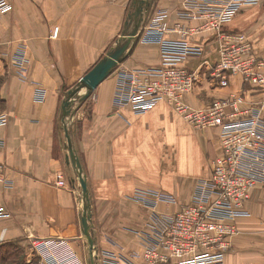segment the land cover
Instances as JSON below:
<instances>
[{
  "label": "crops",
  "instance_id": "1",
  "mask_svg": "<svg viewBox=\"0 0 264 264\" xmlns=\"http://www.w3.org/2000/svg\"><path fill=\"white\" fill-rule=\"evenodd\" d=\"M12 3L13 10L0 20V112L9 116L8 123L0 127V162L13 180L11 188L0 184V204L5 210L0 217V246L12 241L30 243L31 237L59 236L70 240L82 257L86 251L89 258L81 222L83 192L69 158L65 124L62 133L58 127L67 97L63 93L75 88L116 46L125 31L123 19L136 4L134 0ZM182 3L149 0L140 29L165 8L169 28L164 38L179 39L183 27L198 30L202 19L179 18ZM56 27L59 34L53 38ZM228 27L244 31L256 56L264 57V0L243 8ZM216 36L201 29L190 35L191 44L202 48L203 58L187 62L189 68L218 60ZM20 45L26 46L30 61L26 79L13 61ZM160 54L159 43H143L135 37L118 67L156 68L161 65ZM116 83L113 72L93 91L89 110L74 104L66 120L88 184L97 264H104L102 255L107 251L141 264V236L153 209L136 202L134 194L163 190L176 196L178 202H161L157 211H179L190 202L198 182L210 176L222 143L219 128H195L166 100L142 113L130 106L116 107ZM242 89L250 87L239 77L221 87L202 70L186 102L205 107ZM250 93L255 92L248 90ZM250 98L262 101L264 94ZM246 207L251 215L239 220V233L232 240L226 264H264V185L255 189Z\"/></svg>",
  "mask_w": 264,
  "mask_h": 264
},
{
  "label": "built area",
  "instance_id": "2",
  "mask_svg": "<svg viewBox=\"0 0 264 264\" xmlns=\"http://www.w3.org/2000/svg\"><path fill=\"white\" fill-rule=\"evenodd\" d=\"M260 1L183 0L179 18L202 19L198 30L217 35L219 58L214 64L206 61L195 69L187 66V62L203 58L202 48L193 46L189 39L198 30L183 27L179 39L164 38L169 28V11L163 8L136 35L143 43L160 44L161 65L114 70L116 107L130 106L134 112L142 113L166 100L195 128H219L222 143V152L214 161L210 176L198 182L190 202L179 211L167 214L157 211L161 202H178L176 196L163 190L134 194L136 202L153 209L141 236L144 249L141 264H226L232 240L239 233V220L251 215L246 205L255 189L264 185V100L250 97L264 94V57L255 55L244 31L228 26L243 8ZM12 10L10 0H0V20ZM58 34L56 27L52 37ZM13 61L26 79L30 61L25 45L19 46ZM202 70L221 87L229 86L232 77H239L249 85V91L255 93L235 92L213 100L208 106L194 107L186 102V96L194 92ZM8 120V114L0 112V127ZM5 168L0 162V184L11 188L13 180ZM4 214L0 204V217ZM30 240L41 264H86L66 238L31 237ZM102 261L104 264H136L111 251L104 252Z\"/></svg>",
  "mask_w": 264,
  "mask_h": 264
},
{
  "label": "water",
  "instance_id": "3",
  "mask_svg": "<svg viewBox=\"0 0 264 264\" xmlns=\"http://www.w3.org/2000/svg\"><path fill=\"white\" fill-rule=\"evenodd\" d=\"M136 9L129 14V20L126 22L124 33L121 35L116 46L108 51L80 80L79 84L68 91L67 97L62 104V121L65 124V136L67 138L69 158L72 165L78 171V178L83 192L84 210L81 218L83 233L89 244V260L90 264H97V256L95 254V241L90 232L91 207L90 196L87 180L83 174V168L79 157L77 156L73 142L67 127V117L71 114L72 106L74 105L78 95L86 89L80 100L85 101L93 91L106 79L114 70L123 62L126 57V52L136 37L141 22L144 19L146 7L149 5V0H134Z\"/></svg>",
  "mask_w": 264,
  "mask_h": 264
},
{
  "label": "rangeland",
  "instance_id": "4",
  "mask_svg": "<svg viewBox=\"0 0 264 264\" xmlns=\"http://www.w3.org/2000/svg\"><path fill=\"white\" fill-rule=\"evenodd\" d=\"M10 1L12 2V0H10ZM130 7L131 8L128 9V12H127L126 16L123 19L124 21L122 23V29L123 28L125 29V27H126V22H127V20H129L128 19L129 18L128 15L134 12V8H132L133 6H130ZM242 82L244 84V81L243 80H242ZM64 90H65V88H64ZM241 91H244V90L242 89ZM84 92H86V91H82V93H80L78 95V98L76 99V101H75L74 104L77 107L84 106V108L86 109V111H88L89 108H90V106H91V104H92V102H93L92 101L93 100V93L90 95L89 98L86 99V101H81L80 100V97H81V95L84 94ZM63 95H67V92H65V94L63 93ZM65 99L66 98H64V100ZM63 124L64 123L62 122V111H61L60 112V118H59V124H58V127L60 129L59 131L61 133L64 131L63 130L64 129V125ZM66 144H68V143H66ZM232 246H233V243L230 246V248L228 250V253L232 249ZM82 253H83V257L78 252V254L82 257V259L85 261V263L86 264H90V261L88 260L89 258H88L87 252L86 251H82ZM0 264H41V261H40L39 256L36 254L35 250L33 249L32 243H28V242H25V243L16 242V243H13V244H10V245H6V246H0Z\"/></svg>",
  "mask_w": 264,
  "mask_h": 264
},
{
  "label": "trees",
  "instance_id": "5",
  "mask_svg": "<svg viewBox=\"0 0 264 264\" xmlns=\"http://www.w3.org/2000/svg\"><path fill=\"white\" fill-rule=\"evenodd\" d=\"M86 101V100H85ZM63 122V121H62ZM13 243H16L15 241L13 242H7V243H5V244H3V245H1V246H6V245H10V244H13Z\"/></svg>",
  "mask_w": 264,
  "mask_h": 264
},
{
  "label": "bare ground",
  "instance_id": "6",
  "mask_svg": "<svg viewBox=\"0 0 264 264\" xmlns=\"http://www.w3.org/2000/svg\"><path fill=\"white\" fill-rule=\"evenodd\" d=\"M83 91H86V89L84 88Z\"/></svg>",
  "mask_w": 264,
  "mask_h": 264
}]
</instances>
